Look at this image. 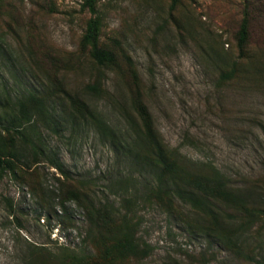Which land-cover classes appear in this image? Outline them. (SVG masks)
<instances>
[{"label":"rangeland","instance_id":"1","mask_svg":"<svg viewBox=\"0 0 264 264\" xmlns=\"http://www.w3.org/2000/svg\"><path fill=\"white\" fill-rule=\"evenodd\" d=\"M95 15L112 63L97 64L83 42V0H0V116L19 113L23 134L65 171L27 149L15 174L0 170V264L28 254L35 264H239L203 235L206 218L147 191L148 170L97 121L126 146L158 136L264 208V0H97ZM14 141L0 125V145ZM124 215L143 256L112 248Z\"/></svg>","mask_w":264,"mask_h":264},{"label":"trees","instance_id":"2","mask_svg":"<svg viewBox=\"0 0 264 264\" xmlns=\"http://www.w3.org/2000/svg\"><path fill=\"white\" fill-rule=\"evenodd\" d=\"M176 2L177 0H171V6L174 7ZM96 3L97 0H83V6L91 14L86 23L83 42L90 48L91 57L97 64L112 63L115 60L114 53L98 43L99 20L95 15ZM247 32V20L244 18L238 32V44L241 49ZM8 100V96L5 99L0 97V105H4ZM23 119L19 113L8 117L0 116V125L6 130H14L21 138V142H12L9 149L0 145V170H9L15 174L16 161L20 159L19 153L27 149L42 155L50 166L65 173L61 161L52 151L41 148L33 139L23 134ZM97 125L115 143V147L123 149V157L148 170L147 191L156 196L167 194L169 200H178L202 215L203 219L206 218V225H199L203 235L212 239L219 248L225 249L239 264H264V208L251 205L249 193L231 183L229 178L214 166H210L208 173L200 169L191 170L183 163L180 155L167 149L156 135L151 134L149 139H145L141 134H136L131 144L126 146L121 141H115L116 134L108 124L97 121ZM75 193L77 197L81 196L79 192ZM124 197L126 204H133L134 196ZM116 231L119 236H116L112 248L119 254L143 256L147 253L145 246L136 243L134 232L130 229L125 215L116 226ZM41 249L44 248L36 247L32 254L36 252L40 258ZM25 264H35L29 254ZM64 264L91 263L80 260Z\"/></svg>","mask_w":264,"mask_h":264}]
</instances>
